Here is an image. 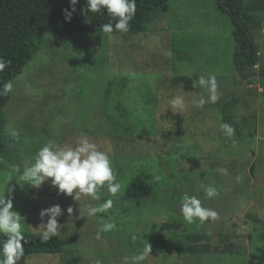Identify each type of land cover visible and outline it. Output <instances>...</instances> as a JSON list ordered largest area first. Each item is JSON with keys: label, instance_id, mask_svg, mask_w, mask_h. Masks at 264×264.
I'll list each match as a JSON object with an SVG mask.
<instances>
[{"label": "rangeland", "instance_id": "obj_1", "mask_svg": "<svg viewBox=\"0 0 264 264\" xmlns=\"http://www.w3.org/2000/svg\"><path fill=\"white\" fill-rule=\"evenodd\" d=\"M169 3L167 12H150L145 30L136 33L137 42L130 39L124 46V37L103 32L36 34L31 58L10 80L13 91L4 107L7 150L0 167V190L6 184L14 187L11 199L22 231L39 232L48 220H41L40 211L59 204L63 214L57 218L62 225L57 236L62 249L58 254H23L18 264H123L124 257L138 255L146 244L150 255L139 264H248L249 254L264 246V11L255 38L260 61L251 69L253 75L244 76L233 67L232 23L216 0ZM109 54L119 57L121 73L128 76L116 95L124 110L114 105L112 92L122 74L113 76ZM176 73L216 76L219 100L233 103L234 137H225L219 129L220 105L194 107L191 101L207 98V91L183 89L173 81ZM232 75L242 81L239 86ZM112 78L117 82L104 96ZM176 95L185 99L182 113L170 107ZM110 119L120 123L118 144L109 136ZM81 134L110 155L122 184L112 197L113 207L92 217L86 208L90 198L76 201L64 194L46 195L42 188L50 180L38 188L20 185L14 168L22 171L49 141L74 145ZM219 168L227 172L219 173ZM135 176L151 186V194L139 202L126 201L122 196ZM154 176L161 179L157 182ZM209 185L219 193L212 200L204 194ZM186 192L215 209L219 219L187 224L180 213ZM107 196L103 192L93 203H102ZM68 207L73 209L71 215ZM109 219L116 228L97 239L99 228ZM152 233L160 236L161 247L145 236ZM186 233L206 234L208 238L196 245L201 248L207 241L211 250L197 255L181 252ZM218 247L225 252L215 250Z\"/></svg>", "mask_w": 264, "mask_h": 264}, {"label": "trees", "instance_id": "obj_2", "mask_svg": "<svg viewBox=\"0 0 264 264\" xmlns=\"http://www.w3.org/2000/svg\"><path fill=\"white\" fill-rule=\"evenodd\" d=\"M217 8L221 12L226 13L232 23L231 37L234 44L232 53V63L234 69L244 76L253 75L251 69L259 64L260 58L258 54V43L256 42V33L263 25L262 12L264 11V0H216ZM85 0L75 5V11L72 12L70 20L65 18V9L71 12L69 0H0V56L11 61L9 67L3 72H0V83L10 81L15 75L22 72L24 64L32 56L33 40L39 32H73V33H94L102 32L101 25L109 22V17L106 13H86L84 11ZM136 15L130 21V30L127 33L114 32L119 37H124L122 45L129 43L130 39H135L136 33L145 30V22L149 20L148 14L156 10L167 12L170 9L169 0H136ZM135 34V35H134ZM131 35V37H129ZM117 36V37H118ZM123 45V46H124ZM138 48V47H136ZM117 51H115V54ZM109 54L110 61L113 63L114 77L118 76L123 70L121 60L117 55ZM261 75L264 76V68L261 69ZM117 77L120 79H110L107 81L104 90L105 94L110 95V87L117 82L119 87L114 89L115 107L119 110H124V106L120 99H117V92L122 90L126 85L128 76L126 73ZM199 77L197 73L186 74L176 73L173 81L180 84L187 91H199L201 88L193 87V81ZM234 84L240 85L242 81H235L236 76L232 75ZM235 85L233 86V89ZM111 93V94H112ZM11 95L0 96V167L2 157L6 153V143L4 135L5 115L4 107L10 100ZM103 100L105 97H102ZM230 98V97H229ZM107 99V98H106ZM231 100H218L221 107L220 117L223 123L230 124L233 119L231 113ZM211 104V103H208ZM206 106H208L206 104ZM110 118L109 116H107ZM111 120V121H110ZM108 128L112 131L111 141L117 143L115 137L120 131L119 122L110 119ZM109 131V132H110ZM127 131V128H126ZM237 131V129H236ZM106 133H109L105 131ZM222 133V132H221ZM46 195H59L58 190L51 186V183L42 188ZM151 194V186L141 177L135 176L132 178L125 189L122 198L126 201H137L149 197ZM108 197V196H107ZM105 197V199L107 198ZM254 220L261 219L260 215H250ZM170 227V224H165ZM26 243H23L24 254H58L61 252V244L59 237H53L47 243H41L38 238V232L22 231ZM264 235V234H263ZM149 240H152L161 247L163 241L158 234H146ZM185 241L179 246L181 252L190 254H199L202 251L211 250L209 242H205L201 248L196 245V241L202 238H208L206 234L186 233L184 234ZM4 239L0 235V240ZM226 241V240H225ZM223 241V242H225ZM219 248V247H218ZM215 248V250L224 253V248ZM248 264H264V246L259 249V252L250 253Z\"/></svg>", "mask_w": 264, "mask_h": 264}, {"label": "clouds", "instance_id": "obj_3", "mask_svg": "<svg viewBox=\"0 0 264 264\" xmlns=\"http://www.w3.org/2000/svg\"><path fill=\"white\" fill-rule=\"evenodd\" d=\"M79 2L80 0H69L71 12L64 10L67 20H70L72 12L75 11V5ZM84 11L107 14L109 22L101 25L103 33L109 36L114 32L127 33L130 30V21L136 15V0H85ZM10 64V60L0 56V72H3ZM193 87L205 89L208 93L207 98L200 96L191 101L196 108H202L206 103L215 104L220 98L217 94L215 75L209 74L207 77L200 75L193 81ZM12 91L11 81L0 83V96H8ZM170 107L182 113L185 108L184 97L174 96L170 101ZM219 129L227 138L235 136V128L228 123L221 122ZM14 168L17 173L16 181L20 185L22 183L38 188L50 180L51 186L56 188L59 194L72 196L76 201H79L81 197L90 198V202L86 205L89 217L111 209L114 203L112 197L117 196L122 189V184L117 180L114 171L112 158L106 151L100 150L99 146L86 134H81L74 145H60L49 141L37 150L34 160L27 163L22 171L19 166ZM217 171L226 173L227 169L219 168ZM153 179L158 182L161 177L154 176ZM6 185L0 190V235L4 237L0 240V264H18L24 254L22 242L27 241L22 232L21 216L13 210L11 197L15 189L14 187L6 188ZM103 192L107 193L108 198L102 203H93L101 200ZM204 194L208 200H212L219 193L214 186L209 185L205 188ZM67 212L71 215L72 207H68ZM180 213L187 224L204 225L219 219V213L215 209L205 207L198 196L187 192L182 197ZM62 214L59 204L40 211L41 220L48 217L47 223L41 224L43 227L38 232L41 243H47L59 234L62 225L58 223L57 218ZM115 228L116 224L113 220L105 221L99 228L96 238L100 239L101 233L111 232ZM211 234V232L208 233V235ZM149 255L150 246L146 244L138 255L132 258L124 257L123 264H139Z\"/></svg>", "mask_w": 264, "mask_h": 264}]
</instances>
